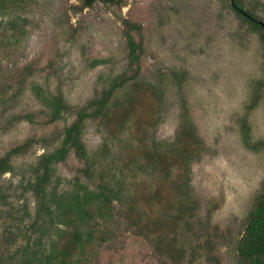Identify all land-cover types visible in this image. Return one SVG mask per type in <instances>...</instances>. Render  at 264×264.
I'll list each match as a JSON object with an SVG mask.
<instances>
[{
	"label": "rangeland",
	"instance_id": "rangeland-1",
	"mask_svg": "<svg viewBox=\"0 0 264 264\" xmlns=\"http://www.w3.org/2000/svg\"><path fill=\"white\" fill-rule=\"evenodd\" d=\"M0 2L11 6L0 13V157L32 141L26 154L13 159L12 171L0 178V264H25L30 257L32 264H48L45 255L53 245L61 252L70 234L62 233L66 228L58 217L62 208L55 212L57 203L75 202L77 181L89 191L96 189L84 172L90 164L96 184L112 186L120 174L135 184L131 192L125 188L109 203L95 198L85 206L93 217L82 232L84 237L91 233L93 239L82 253L74 250L67 264H207L208 256V264H246L237 246L253 203L264 189V150L247 149L243 129L249 128L251 142H264V32L240 19L231 0ZM242 4L264 21V0H242ZM138 26L141 35L133 34L143 50L136 60L125 27ZM28 67L32 74L24 83L28 72L23 70ZM136 70L140 84L154 87L161 80L164 102L148 94L137 99L129 110L130 132L145 138L144 154L153 146L149 138L154 131L157 142L188 149L179 161L168 151L158 166L170 160L165 168L171 180L179 177L190 195L183 196L180 185L172 186L165 177L166 170L144 160L139 149L125 147L137 146L136 137L119 134L117 141L111 136L115 126L108 132L97 118H88L84 125L89 162L72 150L65 162L55 165L43 201L25 191L37 157L53 149L43 141L71 125L79 110L102 98L115 79ZM177 70L186 76L175 77ZM51 93L62 94L73 111L68 109L63 119L47 124L51 112L42 99ZM122 93L115 92L110 103ZM183 129L186 134L178 144ZM132 159L138 162L133 167ZM156 188L161 196L144 207L143 234L126 220V198L131 204V195L142 197L141 192ZM85 197L83 191L80 198ZM46 202L52 211L40 212ZM103 211L108 219L101 216ZM162 240H167L166 247ZM204 242L211 246L207 256L199 247ZM159 244L165 248L159 249ZM178 251L185 257L177 260ZM60 261L58 255L53 264H63Z\"/></svg>",
	"mask_w": 264,
	"mask_h": 264
},
{
	"label": "trees",
	"instance_id": "trees-1",
	"mask_svg": "<svg viewBox=\"0 0 264 264\" xmlns=\"http://www.w3.org/2000/svg\"><path fill=\"white\" fill-rule=\"evenodd\" d=\"M99 0H85L87 5H92L94 2ZM106 3H113L118 0H103ZM235 5H231V9L235 12V14L245 22L249 23L254 29L260 30L264 32V28L259 25L258 23L248 19L246 17L247 15H250L254 17L257 20H260L257 16L252 14L249 10L245 9V7L242 4V0H234ZM9 7L6 3L0 2V13L3 10H9ZM245 15H244V14ZM128 23V22H126ZM126 28V36H127V43L128 48H130V54L132 57L136 58V60L140 59L141 52L143 50V44L142 41H137L135 35L133 34L135 31L138 33V35H141L142 27H125ZM128 28V29H127ZM128 30V32H127ZM262 39L264 40V35H262ZM100 63V62H96ZM32 67L25 68L23 71L28 72V74L23 75L22 79L24 83L27 82V80L30 77V73ZM132 72V70H130ZM138 70L135 71V73H131V76H129L128 73H124L122 76H120L121 80L115 79L113 82L115 84L112 85V88L108 91H106L103 94V97L97 100H93L92 102L89 101L83 109L79 110L77 119L69 126L65 127L63 130L59 131L55 138L52 140H44L45 147H52V150H49L42 155L37 157V161L35 162L34 166H32V169H30V173L32 174V177L29 178L28 182H26V190L27 192H33L36 196L41 198V200H44V196L47 195L48 189L47 187L51 184V180L54 174V167L55 165L59 163L65 162L67 157L70 155V152L72 150H75L77 156L81 159H86V163L89 162L87 157V151H86V144L83 141V132H84V125L85 121L88 118H97L100 119V124L109 132L111 126H115L113 130H115L114 134H111L112 138L119 141V134L121 135H131L133 137H136L135 140L139 142L137 146H133V144L125 145V147L129 148H137L140 150L139 153H143V159H151L153 161L159 171L166 170V165L169 163L170 160H165V164L162 168H159L158 161L164 160L168 155L166 154L168 151H172V159L177 158L182 160V152H187L188 149L186 147H182L179 149H172V144L169 143H162L157 142L155 139V132L152 133L150 141L152 142V148L149 150H146V153L144 154L145 146L146 144L144 141V137L140 136V134H132L130 132V126L129 123L131 121L132 115L129 114V110L134 107V104L136 103L137 99L138 101H141L146 94L151 95L155 97V99H160L161 104H163L164 100L160 97L163 96V91L160 88L161 87V80L158 78V83L156 86L153 87V84H140L141 81L138 80ZM175 77L183 78L186 76V74L182 71H175L174 73ZM160 76L162 77V72L160 73ZM133 81L134 85L127 86L126 83L128 81ZM160 85V87H159ZM40 87L36 88V91H38ZM117 91H123V93L119 96L121 98H117L115 101L113 100L110 103L111 97L114 95ZM45 95V94H44ZM46 97V96H45ZM45 99V100H44ZM42 100L45 101L48 109L50 110L51 114L49 115V120L47 121V124H53L57 121L63 119V114L66 110L72 109L64 100L62 94H50L48 97L43 98ZM132 106V107H131ZM162 107V106H161ZM160 107V108H161ZM93 108L92 113H88V109ZM119 108H125V112H119ZM73 111V110H71ZM29 120L33 123V117H28ZM147 125H149V121L147 122ZM249 128H244V144L245 147L249 150H253L255 152H258L260 150H264V142H256L253 143L250 141V131H248ZM186 131L185 129L181 130L179 132V137L177 138V143L179 144L181 142L180 136L185 135ZM148 139V137H147ZM122 140V139H120ZM32 141H26L25 143L16 146L9 152L5 154V156L0 157V178L5 175L6 173H10L12 171V161L15 157L22 156L26 154L30 148H31ZM106 143V142H105ZM109 143H106L105 145H108ZM108 147V146H104ZM140 159V158H139ZM144 159V160H145ZM135 159H132L130 162V166H134L136 163L134 161ZM141 161V160H140ZM126 167H128V164H125ZM141 166V165H140ZM139 166V167H140ZM94 166L90 164L85 170V175L89 179L90 183H94L96 186V189L94 191H89V186L80 184L79 181H77V194H75L76 199L75 202H72L70 205L62 206L61 204L57 203V208L55 212L58 209H61L62 213L59 214V219L61 223L66 228L65 231H63V234H70V239L66 242L64 247L61 249L60 253H57L55 245L52 246L51 251L48 255H45V259H47L48 264H53L56 259H58V255H60L61 263L67 264L66 260L70 258L72 255V252L76 249H79V251L82 253L84 250V247L86 243L92 242L93 236L91 233H87L88 237H84V233L82 232L83 224L88 222L92 219V213L89 212V210L86 208L91 202L97 198L103 201L104 203H109L112 201L111 198H119L122 194L123 190L127 188L129 192L134 188L135 183H131L130 180L127 181L124 174H120L118 177V180L112 179V186L109 184H96L94 182V177L96 175ZM165 177L167 179H172L171 172L166 170ZM176 180L172 181V186L179 184L180 189L183 193V196H188L189 194V188L184 186L183 184L179 183L180 178H175ZM185 179V178H183ZM90 185V184H89ZM1 187V186H0ZM81 190L85 191L86 197L84 199H81ZM2 191V188H0V193ZM26 192V193H27ZM136 192L135 190L133 191ZM132 192V193H133ZM88 193V194H87ZM131 193V194H132ZM54 194V190L52 191V195ZM140 194V193H139ZM138 193L136 196L139 195ZM2 196V195H0ZM54 196H57V193L54 194ZM134 200H132V203L130 204L129 198H126V202L129 203V206L125 209L128 214L126 215V220L132 221L133 224L138 228L140 232H144L145 228L142 226L143 217L142 215L146 214V211L144 210V207H148L150 204H148L150 201L155 202L158 197L161 196V192L159 188H156L154 191L151 192H141V196L136 198V196L131 195ZM9 196H6L8 198ZM53 199V198H52ZM56 199V198H55ZM146 200V203H143V200ZM86 206V207H85ZM40 212L43 210H46V212H51L52 209L50 208V205L48 202L41 203L40 205ZM102 211V210H101ZM50 214V213H49ZM101 216L105 219H108V216L105 215V211L101 212ZM110 216V213L108 214ZM107 217V218H106ZM1 219V218H0ZM41 220V219H40ZM43 224V222H42ZM141 225V226H140ZM43 227V226H42ZM199 228V226L197 227ZM40 229V228H39ZM155 232H157L156 228H153ZM190 230V229H188ZM149 232H151L149 230ZM144 234V233H143ZM150 234V233H149ZM194 234V233H193ZM198 239L203 237H197ZM105 241L108 239L104 238ZM166 242V244H164ZM168 245L167 240H162V245ZM37 245V244H36ZM35 245V246H36ZM161 244L156 245L159 249L165 248ZM29 247V246H28ZM170 247V243H169ZM200 249L206 252L207 256V250L210 251L211 246L209 242H204L203 244L199 245ZM210 248V249H209ZM29 249V248H28ZM197 250L196 248H193L192 251ZM238 255L240 258H242L246 264H264V189L262 191V194L258 196L254 203H253V210L250 213L248 224L246 226V229L240 238L237 246ZM212 251V250H211ZM34 255L36 256V252ZM201 254V253H200ZM199 254V255H200ZM33 255V254H32ZM180 256L185 257L184 254H182V251H178L177 260L180 259ZM31 258V257H30ZM28 259L25 264H32V258ZM211 261V260H210ZM209 262V256L207 257V264Z\"/></svg>",
	"mask_w": 264,
	"mask_h": 264
},
{
	"label": "water",
	"instance_id": "water-1",
	"mask_svg": "<svg viewBox=\"0 0 264 264\" xmlns=\"http://www.w3.org/2000/svg\"><path fill=\"white\" fill-rule=\"evenodd\" d=\"M231 5L234 6L235 5V1L234 0H231ZM244 14V13H243ZM245 15V14H244ZM246 17L256 23H258L259 25H261L263 28H264V21L262 20H257L255 19L254 17L250 16V15H247L246 14Z\"/></svg>",
	"mask_w": 264,
	"mask_h": 264
}]
</instances>
